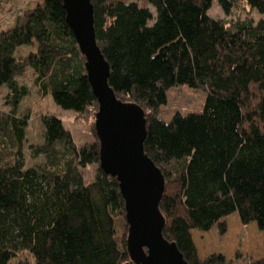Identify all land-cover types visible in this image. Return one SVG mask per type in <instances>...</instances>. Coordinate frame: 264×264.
Returning a JSON list of instances; mask_svg holds the SVG:
<instances>
[{
    "label": "trees",
    "instance_id": "obj_1",
    "mask_svg": "<svg viewBox=\"0 0 264 264\" xmlns=\"http://www.w3.org/2000/svg\"><path fill=\"white\" fill-rule=\"evenodd\" d=\"M91 1L109 84L145 113V153L164 175L165 239L189 264H228L223 255L201 260L192 232L224 233L223 220L237 214L264 234V0H243L262 19L236 23L210 15L214 0ZM239 1L218 3L229 15ZM30 71L44 97L93 119L88 147L62 118L47 115L43 142L32 147L42 162L28 165V122L16 113L30 94L19 78ZM178 85L202 89L204 111L166 122L162 107ZM0 87L12 106L0 130L14 140L0 151V264L130 263L126 202L118 179L101 166L99 103L64 0L29 3L0 30ZM58 140L62 154L53 147Z\"/></svg>",
    "mask_w": 264,
    "mask_h": 264
},
{
    "label": "water",
    "instance_id": "obj_2",
    "mask_svg": "<svg viewBox=\"0 0 264 264\" xmlns=\"http://www.w3.org/2000/svg\"><path fill=\"white\" fill-rule=\"evenodd\" d=\"M67 21L99 103L95 121L101 166L120 183L130 226L128 264H189L177 245L163 235L160 210L164 175L145 153L146 120L137 105L120 101L109 84L110 66L97 41L91 0H64Z\"/></svg>",
    "mask_w": 264,
    "mask_h": 264
},
{
    "label": "rangeland",
    "instance_id": "obj_3",
    "mask_svg": "<svg viewBox=\"0 0 264 264\" xmlns=\"http://www.w3.org/2000/svg\"><path fill=\"white\" fill-rule=\"evenodd\" d=\"M41 0H0V30L13 23L16 14L29 3H39ZM135 1V0H130ZM210 15L219 20L236 23L246 20L258 22L262 15L249 8L240 0L229 15L225 14L219 6L218 0L210 10ZM35 76L29 72L25 77L19 78L20 83L29 86L30 94L24 98L16 113L17 116L27 121L25 141V157L29 166H37L42 162V157L34 158L33 146L43 142V132L47 115L56 114L63 119L64 127L69 130L76 143L88 147L94 140L92 133L93 119H79L73 111L63 110L51 96L44 97L34 84ZM207 94L202 89H195L189 85L174 86L168 92V102L162 107L161 118L170 122L177 114L188 116L201 114L204 111ZM12 114L9 104L8 90L0 87V117ZM2 115V116H1ZM14 140L7 137L0 130V151L13 149ZM53 147L59 154L64 152L62 140H58ZM86 179L91 182L94 177V168L84 171ZM226 231L221 233L218 228L209 233L199 230L192 232L194 243L201 260H207L214 255L225 256L228 264H243L246 261L264 259V234L256 223L243 225L237 214L223 220ZM13 264H26L24 259H16Z\"/></svg>",
    "mask_w": 264,
    "mask_h": 264
}]
</instances>
